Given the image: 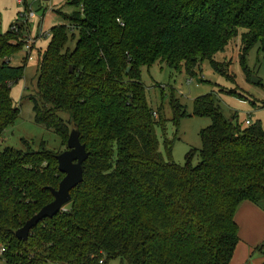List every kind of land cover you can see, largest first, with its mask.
I'll return each mask as SVG.
<instances>
[{
	"label": "trees",
	"instance_id": "obj_1",
	"mask_svg": "<svg viewBox=\"0 0 264 264\" xmlns=\"http://www.w3.org/2000/svg\"><path fill=\"white\" fill-rule=\"evenodd\" d=\"M69 5L75 11L61 14L68 24L49 30L51 39L37 60L35 92L28 98L34 123L65 144L71 130H78L87 153L82 182L62 211L39 221L21 241L15 232L52 201L49 189L64 177L55 160L60 153L42 142L35 151L0 149V259L229 264L239 240L238 205L260 207L264 201V129L225 119L214 96L205 94L192 108L193 115L210 119L199 133L200 161L191 164L192 150L183 166L164 161L155 137L161 123L148 106L140 69L159 62L193 77L208 60L214 72L228 78V65L212 57L240 35L239 63L249 81L245 58L254 47L264 53V0H71ZM12 28L0 32V138L19 117L9 90L23 77L36 43L31 40L26 51L16 39L20 28ZM45 36L40 28L36 39ZM21 48L22 64L12 66L10 59ZM180 116L184 113H175L173 122ZM166 149L169 154L170 145Z\"/></svg>",
	"mask_w": 264,
	"mask_h": 264
},
{
	"label": "rangeland",
	"instance_id": "obj_2",
	"mask_svg": "<svg viewBox=\"0 0 264 264\" xmlns=\"http://www.w3.org/2000/svg\"><path fill=\"white\" fill-rule=\"evenodd\" d=\"M70 1L25 0V4H20L17 0H0V32L6 33L17 24L16 29H20L16 39L25 46L29 45L31 40L36 41L31 51V59L24 68L23 77L11 84L9 90V98L18 109L19 117L13 125L4 129L0 138V149L11 147L26 150L29 147L35 151L42 142L48 151L62 153L66 150L65 141H61L52 131L44 130L34 123L32 103L28 97L35 92L37 60L51 39L49 30L54 26L68 24L61 14L70 15L75 11L69 5ZM40 28L46 32V36L36 39ZM239 44L240 35L212 57L213 62L228 65V78L214 72L208 60L202 61L195 69L193 77L186 75L183 70L175 72L159 62L151 67H141L140 81L146 89L148 106L156 114L154 120L161 123V127L155 129V137L158 152L164 161L183 166L185 155L190 150L195 151L191 164L195 166L200 161L198 151L202 148V141L199 133L209 126L210 119L193 115L192 108L193 102L205 94L214 96L225 119H233V123L237 121L244 127L246 121L249 124L257 123L264 129V53L259 52L258 47L249 51L245 63L251 72V79L247 81L239 63ZM24 52L26 51L21 48L11 57L12 66L22 64ZM252 77L258 80L257 84L252 81ZM173 105L177 112L173 110ZM175 113H184V116L177 118L176 123L173 122ZM167 145L171 147L169 154ZM259 208L264 211V201L260 203ZM0 264L5 262L0 259ZM114 264L120 263L115 261Z\"/></svg>",
	"mask_w": 264,
	"mask_h": 264
},
{
	"label": "water",
	"instance_id": "obj_3",
	"mask_svg": "<svg viewBox=\"0 0 264 264\" xmlns=\"http://www.w3.org/2000/svg\"><path fill=\"white\" fill-rule=\"evenodd\" d=\"M47 2L48 0H43ZM254 83L258 80L252 77ZM66 150L58 154L55 158L57 161V170L64 176L56 188L49 189L52 201L43 206L37 214L25 221L22 228L15 232V237L19 240L26 241L30 231L37 226L43 219H52L62 211L71 200L72 190L82 182V164L87 157L85 146L80 144L79 132L72 129L67 140Z\"/></svg>",
	"mask_w": 264,
	"mask_h": 264
},
{
	"label": "crops",
	"instance_id": "obj_4",
	"mask_svg": "<svg viewBox=\"0 0 264 264\" xmlns=\"http://www.w3.org/2000/svg\"><path fill=\"white\" fill-rule=\"evenodd\" d=\"M238 243L229 264H264V211L243 202L234 215Z\"/></svg>",
	"mask_w": 264,
	"mask_h": 264
},
{
	"label": "built area",
	"instance_id": "obj_5",
	"mask_svg": "<svg viewBox=\"0 0 264 264\" xmlns=\"http://www.w3.org/2000/svg\"><path fill=\"white\" fill-rule=\"evenodd\" d=\"M34 1H38V0H34ZM17 2L21 4V3H22V0H17ZM12 29H14V31H15V30H16V27H14V28H12ZM39 37H43V36L39 33ZM32 44H33V42H30V44H29V45H26V46L24 47V49H25L26 51H30ZM153 116L156 117V114L154 113ZM245 125L248 126V125H250V124L248 123V121H246V122H245ZM2 252H3V250H0V254H1Z\"/></svg>",
	"mask_w": 264,
	"mask_h": 264
}]
</instances>
